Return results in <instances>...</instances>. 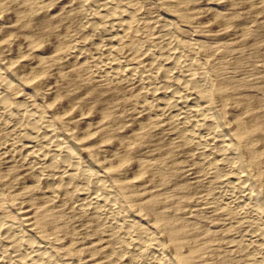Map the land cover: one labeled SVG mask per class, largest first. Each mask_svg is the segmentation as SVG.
<instances>
[{
	"label": "rangeland",
	"instance_id": "374dc122",
	"mask_svg": "<svg viewBox=\"0 0 264 264\" xmlns=\"http://www.w3.org/2000/svg\"><path fill=\"white\" fill-rule=\"evenodd\" d=\"M75 3L0 0L5 100L49 127L73 166L102 186V196L136 243L156 248L166 263L253 264L243 249L247 229L238 211L216 204L220 182L196 169L193 146L139 114L142 105L152 103L157 79L121 84L92 78L93 66L78 53L86 38V9ZM112 9L128 17L120 62L150 73L149 61L137 54L167 41L190 69L264 217V131L238 137L241 121L264 126V0H112ZM154 54L163 56L160 50ZM7 132L0 131V147ZM46 189L19 163L8 164L0 151L5 228L49 252L58 264H115L108 231L59 198L46 201ZM152 201H157L154 209ZM168 224L178 230L175 242Z\"/></svg>",
	"mask_w": 264,
	"mask_h": 264
},
{
	"label": "bare ground",
	"instance_id": "6f19581e",
	"mask_svg": "<svg viewBox=\"0 0 264 264\" xmlns=\"http://www.w3.org/2000/svg\"><path fill=\"white\" fill-rule=\"evenodd\" d=\"M76 3L86 9L84 26L82 24L86 38L78 53L82 60L93 66L94 77H91L100 82L121 84L144 81L150 76L157 79L158 85L151 90L152 103L142 105L139 114L153 124L174 130L176 136L193 146L196 169L220 182L214 201L218 206L220 203L238 211V218L247 229L243 249L248 250L253 264H264L263 213L253 203L245 185L247 179L234 161L235 150L215 124L206 105L208 97L190 69L179 61L170 42L163 40L162 47L137 54L138 58L149 61L150 73L146 68H132L120 62L119 46L125 37L128 17L112 9V0H76ZM158 50L163 56H155L154 52ZM79 54L72 51L74 57ZM5 88L0 86V131L9 133L0 147L5 161L19 163L21 170L29 173L35 182L46 184L49 189L42 192L46 201L52 203L59 198L69 209L96 218L97 223L108 231L112 251H117L112 259L115 264H168L156 248L136 243L126 229V222L102 196V186L90 173L79 172L73 166L71 155L51 136L48 126L39 123L28 109L8 104L4 98ZM262 130L264 126L258 122L241 121L238 137L242 140ZM156 203L151 202V209ZM208 204L212 205V199ZM168 228L170 239L175 242L178 230L173 226ZM0 233L5 236L0 240V264H58L49 252L34 243L24 242L16 230L5 228L1 221Z\"/></svg>",
	"mask_w": 264,
	"mask_h": 264
}]
</instances>
